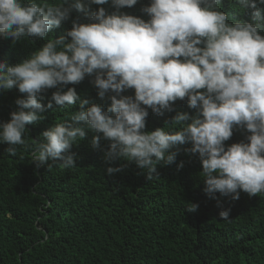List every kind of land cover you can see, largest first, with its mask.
Instances as JSON below:
<instances>
[{"label":"clouds","instance_id":"clouds-1","mask_svg":"<svg viewBox=\"0 0 264 264\" xmlns=\"http://www.w3.org/2000/svg\"><path fill=\"white\" fill-rule=\"evenodd\" d=\"M236 2L252 10L250 21L222 10L223 0H149L141 8L147 19L123 11L138 0H0V37L13 44L45 41L16 64L0 61V94L14 88L23 94L15 100L18 110L0 122V143L16 156L17 146L27 143V126L44 119L41 114L53 102L68 109L79 100V111L36 140L31 152L36 168H51L50 159L74 168L70 150L90 130L96 133L91 146L109 165L107 176L123 171L110 166L123 159L151 181L158 178V165L175 163L180 146L191 145L184 151L198 155L210 199H218L217 193L232 200L241 192L264 194V9L258 7L264 0ZM74 10L86 22L77 17L65 35L49 37ZM86 77L99 98L110 101L107 108L100 103L85 108L89 101L68 87ZM49 89L55 91L45 105ZM129 90L134 95H126ZM178 100L193 113L177 112L165 127L148 131L149 110L172 113ZM236 130L248 133L246 140L227 144ZM177 167L183 169L184 162ZM198 208L193 202L186 207L190 213ZM230 211H221V219L228 220Z\"/></svg>","mask_w":264,"mask_h":264},{"label":"trees","instance_id":"trees-1","mask_svg":"<svg viewBox=\"0 0 264 264\" xmlns=\"http://www.w3.org/2000/svg\"><path fill=\"white\" fill-rule=\"evenodd\" d=\"M148 3L138 0L123 11L147 19L141 8ZM258 7L264 9V4ZM222 10L235 20L251 19L252 10H242L236 0H223ZM77 17L86 22L84 14L74 10L49 37L65 35ZM43 43L25 38L13 44L0 37V61L16 64ZM91 79L68 87L74 86L81 100L89 101L85 108L91 103L107 108L110 101L99 98ZM54 91L49 89L42 103L47 105ZM22 95L15 88L0 94V122L18 110L15 100ZM79 110V100L68 109L53 102V108L41 114L44 119L27 126V143L17 146L16 156L0 143V264H264V194L250 197L241 192L239 200H232L217 193L218 199H210L199 176L198 155L184 151L191 145L180 146L175 163L158 165V178L151 181L135 163L123 159L110 165L123 166V171L107 176L109 165L103 152L91 146L96 133L89 130L70 150L74 168L64 169L59 166L62 161L51 159V168H36L31 162L36 140ZM185 111L193 113L179 100L172 113L161 116L149 110L147 130L165 127L177 112ZM247 135L236 130L226 143L245 141ZM181 161L184 167L178 169ZM190 202L199 204L196 212L187 211ZM227 209L229 219L223 220L219 214Z\"/></svg>","mask_w":264,"mask_h":264}]
</instances>
